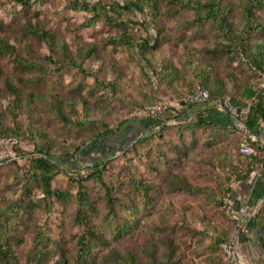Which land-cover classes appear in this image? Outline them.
Segmentation results:
<instances>
[{"label": "rangeland", "instance_id": "1", "mask_svg": "<svg viewBox=\"0 0 264 264\" xmlns=\"http://www.w3.org/2000/svg\"><path fill=\"white\" fill-rule=\"evenodd\" d=\"M98 1L108 6L124 0L86 3ZM150 1L153 10L115 7L116 21L109 18L112 10L100 11L91 21L92 12L72 8L70 0H31L25 9L13 0H0V49L8 41L20 58L0 52V132L16 133L47 150L57 164L51 186L64 192L49 205L33 155L0 166V242L6 239L16 257L0 259V264H75L79 175L90 224L104 237L89 244L99 263L109 261L103 252L111 248L147 261L142 242L151 237L156 239V259L166 261V236L176 248L178 264L221 263L224 251L217 238L237 231L222 197L230 174L244 165L237 153L239 137L182 114L159 119L154 131L125 128L134 120L133 108L154 100L158 90L165 92L153 89L146 58L156 69L167 61L182 66L188 56L214 61L220 74L237 70L246 78L248 73L239 66L237 51H220L215 58L205 52V47L227 41L210 20H195L209 0H184L194 6H180L182 0ZM245 1L217 0L235 29L243 22ZM253 10L262 27L247 35L251 43L264 40V1ZM31 25L47 32L51 45L29 32ZM151 32L157 34L156 47L140 49L124 40ZM186 88L182 83L174 92ZM252 146L259 149L256 142ZM97 164L113 186L109 212L103 187L88 176ZM256 196L264 198V190L247 192L241 201L254 204ZM39 233L49 239L39 240Z\"/></svg>", "mask_w": 264, "mask_h": 264}, {"label": "trees", "instance_id": "2", "mask_svg": "<svg viewBox=\"0 0 264 264\" xmlns=\"http://www.w3.org/2000/svg\"><path fill=\"white\" fill-rule=\"evenodd\" d=\"M264 0H246L243 9V22L240 24L239 29H235L231 24V21L227 15V9L221 8L217 6V0H209L206 2L204 6V10L198 13L195 17L196 22L210 20L218 29L222 30V34L224 38L227 40L226 43H218L214 48L205 47V52L215 58L217 54L222 52L220 51H237L240 56L239 66L243 70V72H247L248 75H245L246 78H243L241 74L237 70L224 71L220 74L219 69L216 65H214V61L208 60L206 62L198 61L197 59H193V57H188L184 59V65L180 66L172 61H167L166 63H162L159 69L148 61L146 58V62L148 63L149 68H152V72L148 75V80L153 85V89L156 90L158 88L162 89L165 92L158 90V94L155 99L159 96L163 98H170L174 95L182 93L183 91H191L196 84H200L203 88H206L210 93V99L215 101L218 100L219 97L223 94H229L232 100L236 103L243 102L245 99L254 97L253 103L250 107V113L248 115L247 125L249 130L252 133H256L260 122H264V95L259 88V82L264 75V40H256L255 43H251L249 41L247 35L251 32L258 31L261 29L262 25L259 20H255L256 14L253 10V7L258 3ZM14 3L20 4L22 8H28L31 5V0H13ZM180 6H184L189 4L190 6H194L190 1L186 2L184 0L179 2ZM70 5L74 9H83L92 12L91 21L101 14L100 11L110 12V10L114 11V15H109V18L113 21L117 20V11L115 7H119L128 11H140L143 12L144 8L147 6L150 10L154 9L153 2L150 0H124L122 5H119L117 2H113L112 5H106V3L102 1H98L94 3V5L90 6L89 3L79 2L77 0H70ZM154 28V26H152ZM29 32L36 35L42 41L51 45V37L47 34V32L37 28L35 25H31L29 27ZM157 34L149 33L148 37H140L135 40L133 37L128 36L124 40L129 44L135 45L137 48H146V47H156L158 41L156 40ZM116 39L112 37L111 41H115ZM2 54L8 55L10 58H13L16 61H20V58L15 51L13 45H10L8 41L2 44L0 49ZM201 60V59H200ZM74 66L78 67L80 70L81 64L73 63ZM190 72V75L186 76L183 72ZM249 70H251L254 74H257V77L249 75ZM244 75V74H243ZM252 78H255L252 81ZM95 83H98L99 79L95 77ZM183 82L187 88L179 89L175 91V88H179L182 84L175 86V83ZM196 82V83H194ZM228 87H230V91H228ZM157 91V90H156ZM154 99V100H155ZM152 100V101H154ZM151 102V101H150ZM148 103V102H147ZM146 104V103H144ZM141 104V105H144ZM139 105V106H141ZM136 106V107H139ZM185 107L178 113V115L182 114ZM59 113V112H58ZM177 115V116H178ZM64 118V117H62ZM67 120V118H64ZM157 119H160L157 118ZM195 121L199 125H208L214 131H234L235 134L239 137V144L237 147V153L242 157L243 166L239 167V169H234L233 173L230 174L229 177V187L226 189L224 196L222 197V203L225 211L232 215V211L228 208L227 203L224 201V198L232 191L233 184L238 182L239 180L245 179L253 170V167L259 162H264L261 152L260 146L255 154L252 155H244L240 153L239 147L242 143L243 137L242 135L234 128V127H224L217 126L210 120L205 117L203 112H200L195 116V118L191 119ZM190 120V121H191ZM185 121V120H184ZM0 134H11L18 136L22 139L25 144V148L20 149L21 157L18 160H14L8 163H4L0 166L14 163L21 160L26 155H33L32 159H34V167L38 169L40 173L43 175V197L44 199L51 205L55 199H59L63 194V190L54 189L51 186V179L54 175L57 174V164L53 161L52 155L47 150H44L37 146L33 141V143L29 139H24L16 133L12 132H0ZM155 132L150 135H154ZM138 142V141H137ZM257 143V141H254ZM252 142V145L253 143ZM259 145V142L258 144ZM70 155H67L65 159H69ZM80 176V175H79ZM76 177L75 181L78 186V194H77V205L75 208V213L73 215V220L77 225L80 235L77 239V253L75 258V264H104L103 261L100 263L97 261V258L91 252V248L89 247L90 241H95L96 243H101L104 240L102 233L97 230V228L90 224L89 218L87 216V211L85 209V200L82 195V176ZM88 176L95 177L103 187L105 191L106 200L108 203L107 212L111 211L114 207L113 202V186L107 182L103 176V171L101 167L97 164L91 173ZM232 178L234 182H232ZM185 183V179L181 181ZM260 203L255 212V218L264 232V198L260 197L256 200H260ZM230 213V214H229ZM231 218V217H230ZM233 218V217H232ZM231 218V219H232ZM235 222L234 228L238 229V221L234 217L232 219ZM234 229V230H235ZM234 233V232H233ZM234 237V234L227 236H218L217 244H220L222 248V243L231 241ZM39 240L49 239L47 236L44 237L42 233L37 235ZM147 243L142 242V250L145 254L149 253V257H147V261H143L141 257L137 256L134 252H126L120 253L117 249L111 248L109 250H105L103 252V259H108L109 261L106 264H178V259L174 258L175 255V246L173 245L172 240L169 237H164L165 243L168 245L167 251L164 252L166 256V261H160L156 259L154 252L156 246V239L153 237L147 238ZM223 250V248H222ZM224 251V250H223ZM225 255V252H224ZM224 255L220 264L223 263ZM0 259H5L9 261L10 259H16L12 250H10L7 240H2L0 242Z\"/></svg>", "mask_w": 264, "mask_h": 264}, {"label": "built area", "instance_id": "3", "mask_svg": "<svg viewBox=\"0 0 264 264\" xmlns=\"http://www.w3.org/2000/svg\"><path fill=\"white\" fill-rule=\"evenodd\" d=\"M77 1L95 2L96 0ZM258 86L264 95V75ZM253 100L254 97H251L245 99L243 102L236 103L229 94H223L218 100L213 101L210 99L209 91L200 84H196L191 91H183L170 98L159 96L154 101L135 107L130 115L131 118L135 119H157L159 117L162 119L166 115H169L171 118H176L183 107L190 105H212L226 113L231 118L233 127L242 135L243 140L239 147L240 153L244 155L255 154L256 152L252 146V142L257 141L259 142L260 152L264 161V140H259L257 135L252 133L247 125L248 115ZM22 148H25V144L20 137L11 134H0V165L18 160L21 157L20 149ZM253 169H256L257 175L261 176L264 171V162H259ZM232 182H234L233 178ZM230 193L224 198V201L227 203L228 208L233 211V205L229 198ZM260 201L261 199L256 200L254 204L246 203L243 205L242 210L248 217H251L255 214ZM234 239L233 237L231 241L222 243V248L225 252L222 264H235L238 259L234 247Z\"/></svg>", "mask_w": 264, "mask_h": 264}, {"label": "crops", "instance_id": "4", "mask_svg": "<svg viewBox=\"0 0 264 264\" xmlns=\"http://www.w3.org/2000/svg\"><path fill=\"white\" fill-rule=\"evenodd\" d=\"M183 82L175 83V86ZM182 115L187 120L195 118L197 114L203 112L205 117L217 126H224L227 128L233 127L231 118L219 110L218 108L209 105H190L186 106ZM177 118V116H176ZM176 118H167L174 120ZM134 119L130 122L125 130L129 131L131 128H136L140 132L154 131L159 126V119ZM259 140H264V122H260L259 128L255 133ZM258 144V142H257ZM264 190V171L261 176L257 175V170L252 172L242 180L237 182L236 188L232 189L229 198L233 205V215L238 221V229L234 235V247L238 255L235 264H264V232L260 228L255 214L248 217L242 210L243 205L250 202L241 201L242 197L251 192L258 195ZM260 198L261 196H256ZM253 198V197H252ZM253 200V199H252Z\"/></svg>", "mask_w": 264, "mask_h": 264}]
</instances>
